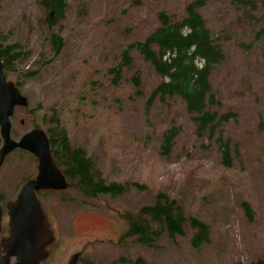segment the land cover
Returning a JSON list of instances; mask_svg holds the SVG:
<instances>
[{
    "label": "rangeland",
    "instance_id": "374dc122",
    "mask_svg": "<svg viewBox=\"0 0 264 264\" xmlns=\"http://www.w3.org/2000/svg\"><path fill=\"white\" fill-rule=\"evenodd\" d=\"M42 1L0 0V44H16L23 54L9 65V79L35 111L34 123L48 133L58 122L99 177L137 182L144 189L131 186L116 196L90 198L76 181L66 179L67 188L36 195L54 237L40 264H67L74 254L77 264H248L264 254V33L259 0L245 13L236 0H205L199 8L226 55L211 73L210 84L221 103L219 112L233 113L222 132L229 140V166L213 139L196 135L180 98L146 104L161 78L136 50L131 52L132 67L121 78L110 71L121 62L125 45L143 40L159 25V11L179 20L192 0H66L59 19ZM52 34L64 42L55 57ZM134 74L138 87L132 84ZM171 126L176 129L173 144L161 155V134ZM11 135L16 138L14 128ZM9 137L17 142L10 132ZM36 170L29 154L18 150L9 155L0 169L6 199ZM160 191L177 199L184 216L209 225L207 244L193 249L187 222L183 235L173 240L162 233L151 247L135 238L120 240L127 226L122 214L153 203ZM243 199L254 210L253 220L239 205ZM5 201L2 223L8 220Z\"/></svg>",
    "mask_w": 264,
    "mask_h": 264
},
{
    "label": "trees",
    "instance_id": "16d2710c",
    "mask_svg": "<svg viewBox=\"0 0 264 264\" xmlns=\"http://www.w3.org/2000/svg\"><path fill=\"white\" fill-rule=\"evenodd\" d=\"M205 0H192L185 5L184 16L176 20L173 15L164 11L158 12L159 25L143 40L133 41L122 49L121 62L110 71L116 72V78H121L123 71L132 67V50L147 62L161 80L152 89L147 98V105L155 99L161 101L168 98H180L185 110L190 116L195 133L199 137L213 139L222 153V162L230 165L231 155L229 140L223 137V124L233 113L219 112L220 101L216 98L210 84V75L226 59L220 43L207 28L205 20L199 12ZM262 8L261 18L264 33V0H259ZM45 9L53 10L56 18L63 16L66 0H43ZM238 8L246 12L248 7L254 8L253 0H236ZM48 22L51 23L50 14ZM185 27L191 29L188 35L182 34ZM50 42L54 57L64 45L60 35L52 34ZM22 52L15 44H0V59H7L8 65L20 60ZM134 87L139 86V77H132ZM136 92L140 91L136 89ZM176 134L171 126L161 134V155H166ZM51 153L56 158V164L62 169L70 181H76L78 190L86 197L95 198L98 194L119 195L131 186L143 190L144 186L137 183H119L106 181L94 172L91 160L80 147H72L67 132L59 123H55L49 131ZM245 217L253 220L254 210L247 200L239 202ZM126 221V229L120 240L135 238L138 243L148 247L154 246L156 239L165 233L170 239L183 235L184 223L192 229L190 244L193 249L209 242V225L195 216L186 217L175 197H170L163 191L156 193L154 202L141 206L135 212L122 214Z\"/></svg>",
    "mask_w": 264,
    "mask_h": 264
},
{
    "label": "water",
    "instance_id": "95a60500",
    "mask_svg": "<svg viewBox=\"0 0 264 264\" xmlns=\"http://www.w3.org/2000/svg\"><path fill=\"white\" fill-rule=\"evenodd\" d=\"M0 133L4 144L0 148V163L4 156L15 147L31 151L38 158V174L35 179L23 184L16 199L7 204L8 226L10 233L1 240V247L6 256L0 258V264H8V257L14 256L13 264H40L48 255L47 246L54 240L52 231L44 215L36 191L63 190L68 183L55 165L49 141L41 129H34L25 134L18 142L9 137V116L15 104H26V99L12 82H5L0 72ZM18 212L21 215H18ZM25 216L27 220L25 221ZM2 210L0 208V225ZM18 223V224H17ZM78 254L71 256L67 264H77ZM233 264H244L241 260ZM248 264H264V254L250 259Z\"/></svg>",
    "mask_w": 264,
    "mask_h": 264
},
{
    "label": "flooded vegetation",
    "instance_id": "af4514ba",
    "mask_svg": "<svg viewBox=\"0 0 264 264\" xmlns=\"http://www.w3.org/2000/svg\"><path fill=\"white\" fill-rule=\"evenodd\" d=\"M10 65V64H9ZM9 65H8V60L7 59H0V72L1 74H3V80H5V82H12L13 85L15 86V88L18 90V92L25 97L26 99V104H15L12 108V112L9 116V122H10V136L13 140L15 141H19L25 134H27L28 132L34 130V129H41L47 136L48 138V141H49V148H50V151H51V142H50V139H49V131L48 130V133L46 130H44L42 127H39L38 125H36L34 123V118L32 119L31 115L34 114V110H30L27 108V103H28V100L26 98V96L24 94H22V92L20 91L19 89V86L17 85V83L15 82V80H11L9 79L8 75H9V71L11 70L9 68ZM2 82V79L0 80V83ZM20 111H24V112H20ZM22 113H25V115H20ZM31 125V126H30ZM15 129L16 130V138H13L12 135H11V131L12 129ZM4 144V138L2 136V134L0 133V148L3 146ZM22 151L26 154H29L30 156L33 157V159L36 161V174L34 176H31V177H28L27 179H25L22 183H21V186L16 190V193L15 195L10 198V199H6V193L3 192L1 189L0 191V208L2 210V216H3V211H4V208H3V201H5V211H6V215H7V204L11 201H14L21 189V187L23 186V184L29 180H33L36 178L37 174H38V158L31 152V151H28L26 149H23V148H20V147H15L13 148L10 152H8L2 162L0 163V169L2 168L3 164L5 163L7 157L11 154H13L14 151ZM52 155V153H51ZM52 158H53V161L55 163V165L60 169V171L62 172V169L56 164V160L55 158L53 157L52 155ZM63 173V172H62ZM64 175V173H63ZM65 179L68 180V178L64 175ZM47 192V191H59V190H46V189H40V190H37L35 193L36 195H38L39 193H42V192ZM38 197V196H37ZM8 217V216H7ZM2 219V218H1ZM27 220V217L25 216V221ZM18 224V223H17ZM50 227V225H49ZM52 231V230H51ZM10 233V230H9V226H8V220H7V223L1 221V225H0V243H1V240L4 239V238H7L8 235ZM48 247V246H47ZM4 256H6V252L4 251V249L1 247L0 245V258H3ZM8 264H13L15 262V257L14 256H9L8 257Z\"/></svg>",
    "mask_w": 264,
    "mask_h": 264
},
{
    "label": "clouds",
    "instance_id": "9594fccd",
    "mask_svg": "<svg viewBox=\"0 0 264 264\" xmlns=\"http://www.w3.org/2000/svg\"><path fill=\"white\" fill-rule=\"evenodd\" d=\"M190 31H191V29L185 27V29H182V34L188 35Z\"/></svg>",
    "mask_w": 264,
    "mask_h": 264
},
{
    "label": "bare ground",
    "instance_id": "6f19581e",
    "mask_svg": "<svg viewBox=\"0 0 264 264\" xmlns=\"http://www.w3.org/2000/svg\"><path fill=\"white\" fill-rule=\"evenodd\" d=\"M18 215H21V213H20V212H18Z\"/></svg>",
    "mask_w": 264,
    "mask_h": 264
}]
</instances>
